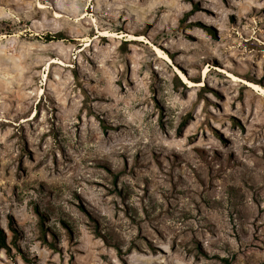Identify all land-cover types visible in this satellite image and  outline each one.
<instances>
[{"label": "rangeland", "instance_id": "374dc122", "mask_svg": "<svg viewBox=\"0 0 264 264\" xmlns=\"http://www.w3.org/2000/svg\"><path fill=\"white\" fill-rule=\"evenodd\" d=\"M0 228V264H264V0H0Z\"/></svg>", "mask_w": 264, "mask_h": 264}, {"label": "bare ground", "instance_id": "6f19581e", "mask_svg": "<svg viewBox=\"0 0 264 264\" xmlns=\"http://www.w3.org/2000/svg\"><path fill=\"white\" fill-rule=\"evenodd\" d=\"M39 2V1H38ZM45 2V1H44ZM92 4V3H91ZM37 6L39 7V8H45V7H47V5L46 4H44V3H42V2H39L38 4H37ZM11 14V13H10ZM85 15H86V13L84 14L83 13V15L80 17V18H84L85 17ZM13 16V15H12ZM53 16H54V18L55 19H60L62 16H63V14L62 13H60L59 11H54L53 12ZM18 19V18H17ZM74 21H78V19H73ZM93 20H94V18H93ZM76 21V22H77ZM94 25V24H93ZM96 32L98 33V35L97 36H111V37H122V36H124V35H126V36H128V39H138V40H143V37L142 36H137V35H134V34H125V33H116V32H114V31H110V30H108V29H101L100 27H99V25H98V22L96 23ZM2 36L4 37L5 36V34H2ZM96 36V35H95ZM88 39V38H87ZM89 42V41H88ZM153 50L156 52V54L158 55V56H160V57H162V58H164V59H168L169 58V55H167V53L165 52V51H163L160 47H158V46H156V45H154L153 46ZM170 59V58H169ZM52 63H60V64H63V61L60 59V58H56V57H54V58H52L51 59V61H49V63H48V65H47V67L46 68H50L51 67V64ZM64 66V65H63ZM50 71V70H49ZM206 71V70H205ZM46 72V71H45ZM180 75L188 82L189 80H188V78L186 77V75H184L182 72H180ZM46 76V75H45ZM249 84H251L252 86H257V85H255V84H253V83H250L249 82ZM248 84V85H249ZM258 88V87H257Z\"/></svg>", "mask_w": 264, "mask_h": 264}, {"label": "trees", "instance_id": "16d2710c", "mask_svg": "<svg viewBox=\"0 0 264 264\" xmlns=\"http://www.w3.org/2000/svg\"><path fill=\"white\" fill-rule=\"evenodd\" d=\"M0 246H7V238L4 231L0 228Z\"/></svg>", "mask_w": 264, "mask_h": 264}]
</instances>
